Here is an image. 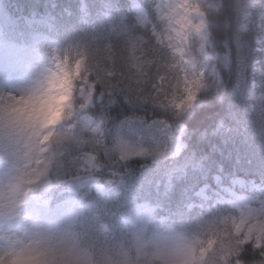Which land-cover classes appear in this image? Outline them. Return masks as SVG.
<instances>
[{
    "label": "trees",
    "instance_id": "trees-1",
    "mask_svg": "<svg viewBox=\"0 0 264 264\" xmlns=\"http://www.w3.org/2000/svg\"><path fill=\"white\" fill-rule=\"evenodd\" d=\"M84 1L85 21L79 0H0V9L14 21L8 24L0 18V51L9 57L6 67L28 69L24 49L37 43L34 28L21 17L36 15L46 20L42 33L55 41L61 63L74 69L78 61L87 63L91 53L100 52L111 67L113 60L106 50L115 49L131 33L135 39L127 55L135 57L133 63L161 85V99L168 103L186 95L179 58L150 33L149 23L159 32L166 28L154 11L157 0H136L149 18L142 23L130 11V0ZM242 17L239 0H222L219 10L209 12L212 55L222 88L218 95L211 82L195 79L191 111L178 115L171 104L162 105L155 99L119 91L96 92L97 99L87 115L102 122L103 138L94 136L76 117L82 134L61 153L64 166L51 172L50 190L38 192L39 199L52 210V220L141 243L177 235L207 234L213 239L214 233L230 227L225 223L238 220V213L229 205L207 203L196 194L207 185L229 186L235 177H264L260 161L264 156V56L257 51V34L241 30ZM255 103L260 107H253ZM155 120L187 128L186 148L180 156L164 154L159 128L149 126ZM151 147L157 154L143 153ZM84 153L95 156L99 171L84 170L80 162ZM91 177L101 182L104 195L89 191ZM241 260L243 264H262L264 256L248 244Z\"/></svg>",
    "mask_w": 264,
    "mask_h": 264
},
{
    "label": "clouds",
    "instance_id": "clouds-1",
    "mask_svg": "<svg viewBox=\"0 0 264 264\" xmlns=\"http://www.w3.org/2000/svg\"><path fill=\"white\" fill-rule=\"evenodd\" d=\"M8 63L0 51V76L7 82L11 75L15 86L0 91V264H228L231 241L223 231L213 239L177 235L141 243L46 217L35 195L82 134L76 117L83 81L60 63L39 83H27L25 73L6 70Z\"/></svg>",
    "mask_w": 264,
    "mask_h": 264
},
{
    "label": "rangeland",
    "instance_id": "rangeland-1",
    "mask_svg": "<svg viewBox=\"0 0 264 264\" xmlns=\"http://www.w3.org/2000/svg\"><path fill=\"white\" fill-rule=\"evenodd\" d=\"M130 3V11L137 17V21L139 23L149 22L146 11L139 5V3L136 0H130ZM182 4H198L200 6V11H188L185 13V9L179 8ZM221 4L222 0H157L156 6L154 7V11L159 20L162 8L165 13L170 11L171 6L179 8V11L175 13L174 19L170 25L166 23L164 32H159L155 29L156 33L159 34L160 39L163 41V43L160 44L166 45L167 49L179 58L180 63L181 57L183 58V61H186L184 71L181 70L182 66H180L179 72L183 77L185 75L187 76L189 87H191V82L195 81V79L211 82L218 95H220V90L222 88V78L215 70V58L212 55L213 46L209 32L210 24L208 21V14L211 11L219 10ZM83 11H85V5H83ZM185 19L190 20L193 25L203 24V27L200 28L199 31L193 30L189 34L186 44H181L177 33L179 32L183 35V33L189 31L188 25L181 23V21ZM30 24L31 27L34 28L33 37L37 44L32 48V50L28 48H25L24 50L28 69L21 67L11 69L6 67V70L9 71V73H25L27 83H39L43 79L47 78V76L54 71L55 66L61 62L57 53L58 50L55 41L49 38L46 34L42 33L41 27L46 25V20L40 16H33ZM149 25L151 35L157 41L156 37L153 35L154 27L151 23H149ZM240 28L243 32L253 30L257 34V51L264 56V6L259 4L250 5L249 11L246 14H243ZM170 36L172 37L171 40L169 39ZM225 58L227 59L226 56ZM11 79L12 77L9 75L6 82L5 78L0 76V91L5 90L6 88L7 90L14 89L15 86L10 82ZM77 81L79 82L80 79L77 78ZM82 88L84 91L81 96V106L86 103V107H81V111L78 113L77 117H80V121L86 125L94 136L102 139L104 136L102 123L99 120L86 115L88 110L93 107L97 99V95L96 93L93 94L91 100L86 101L85 95L88 85L82 82ZM185 99H187V92L181 100L173 101V103H180ZM194 105L195 97L191 100V107L186 110H182L173 105L171 106L173 107L174 112L180 115L186 111H191L194 108ZM255 106L260 107L259 103L253 104V107ZM262 108L264 109V105H262ZM260 110L263 111L262 109ZM149 126H157L159 128V132L162 137L163 152L168 158H176L183 153L186 148V139L188 135L187 129L183 124L171 125L165 124L164 121L155 120L152 121ZM143 153L147 156H153L157 154V149H152L151 147L143 151ZM260 161L264 163V156L260 158ZM80 162L84 166V170L87 172H97L100 170L96 165L95 156L93 154H83ZM215 180L219 185L221 178L216 177ZM43 184H46L47 190L50 189V182L48 179ZM41 188L42 185L37 191ZM89 189L102 195L106 192L105 188L96 179L91 180ZM197 197L206 202L212 201L217 205H229L231 208L236 210L239 220L241 217H246L253 213L264 212V177L262 176L259 180H249L242 177H236L231 180L230 185L227 187H202L197 192ZM40 211H42L46 217H51L50 213L46 211L45 208ZM137 213L138 209L132 213L134 216L132 220L136 219Z\"/></svg>",
    "mask_w": 264,
    "mask_h": 264
},
{
    "label": "snow or ice",
    "instance_id": "snow-or-ice-1",
    "mask_svg": "<svg viewBox=\"0 0 264 264\" xmlns=\"http://www.w3.org/2000/svg\"><path fill=\"white\" fill-rule=\"evenodd\" d=\"M239 5L243 14H246L249 11L248 4L241 3L239 0ZM179 8L185 9V13L188 11H200V6L198 4H182ZM179 8L171 6L170 11L167 13H165L162 8L160 20L170 25L174 19L175 13L179 11ZM181 23L187 24L189 27V31L183 33V35L179 32L177 33L181 44H186L188 36L193 30L199 31L200 28L203 27V24L193 25L191 21L187 19L181 21ZM153 35L156 37L158 44L163 43L159 34L156 33L155 28H153ZM134 39V35L128 33L122 44L115 49L109 47L106 50L108 57L113 60L111 67L107 66L106 60L101 59L100 52L91 53L88 57L87 63H85L84 60H80L76 63L74 68L76 78H79L88 85L85 100H91L93 94L96 92L103 95L104 93L119 91L135 95L144 100L155 99L162 105L171 104L182 110L191 107V100L195 95V82H191L192 87H189V81L185 75L183 81L185 84V91L187 92V99L182 100L180 103H173L171 101L165 103L161 99V85L157 84L154 79L150 80L148 73L144 71L139 64L133 63L135 57L129 58L127 55L128 46L132 44ZM169 39L171 40L172 37L170 36ZM132 47L135 48V45H132ZM63 64L65 66L67 65L66 63ZM185 64L186 61H183V58L181 57V70L183 71ZM125 66H127L128 71H124ZM133 67L137 68L136 72L132 71ZM89 77L91 78V82L88 80ZM148 88H151L152 91H148ZM153 93H155V95H153ZM81 107H86V103ZM225 225H230V227H225L223 230V235L229 237L231 241V245L225 256V260L228 264H243V261L241 260L242 250L248 244H253L255 248L260 250V254L264 256V212L253 213L249 216L241 217L239 220L227 222ZM228 228L231 229L230 232L227 231ZM262 264H264V262H262Z\"/></svg>",
    "mask_w": 264,
    "mask_h": 264
},
{
    "label": "bare ground",
    "instance_id": "bare-ground-1",
    "mask_svg": "<svg viewBox=\"0 0 264 264\" xmlns=\"http://www.w3.org/2000/svg\"><path fill=\"white\" fill-rule=\"evenodd\" d=\"M36 205L38 207V209H42V206L36 201Z\"/></svg>",
    "mask_w": 264,
    "mask_h": 264
}]
</instances>
